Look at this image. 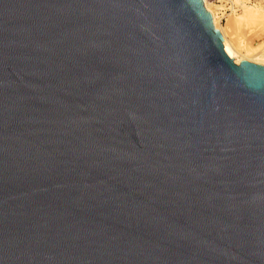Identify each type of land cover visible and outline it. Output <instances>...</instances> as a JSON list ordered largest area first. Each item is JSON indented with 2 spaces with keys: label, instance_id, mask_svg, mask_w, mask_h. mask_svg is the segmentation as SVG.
Segmentation results:
<instances>
[{
  "label": "water",
  "instance_id": "1",
  "mask_svg": "<svg viewBox=\"0 0 264 264\" xmlns=\"http://www.w3.org/2000/svg\"><path fill=\"white\" fill-rule=\"evenodd\" d=\"M0 264H264V66L202 0H0Z\"/></svg>",
  "mask_w": 264,
  "mask_h": 264
},
{
  "label": "bare ground",
  "instance_id": "2",
  "mask_svg": "<svg viewBox=\"0 0 264 264\" xmlns=\"http://www.w3.org/2000/svg\"><path fill=\"white\" fill-rule=\"evenodd\" d=\"M240 1V0H237ZM206 11L211 15L214 28L223 38V48L226 55L236 65L246 61L264 66V2L243 5L238 13L227 15L225 25H220V17L216 6L208 0H203Z\"/></svg>",
  "mask_w": 264,
  "mask_h": 264
},
{
  "label": "built area",
  "instance_id": "3",
  "mask_svg": "<svg viewBox=\"0 0 264 264\" xmlns=\"http://www.w3.org/2000/svg\"><path fill=\"white\" fill-rule=\"evenodd\" d=\"M203 1V0H202ZM216 7H218V13L221 15V19H224L231 13H238L241 11L243 5L259 4L263 0H208ZM204 4V3H203Z\"/></svg>",
  "mask_w": 264,
  "mask_h": 264
},
{
  "label": "rangeland",
  "instance_id": "4",
  "mask_svg": "<svg viewBox=\"0 0 264 264\" xmlns=\"http://www.w3.org/2000/svg\"><path fill=\"white\" fill-rule=\"evenodd\" d=\"M263 2H264V0L262 2L260 1V3H262L261 5H263ZM260 3L259 4H256V5H259L260 6ZM210 4L214 6V4H212V3H210ZM247 6L250 7V6H253V5H247ZM216 8H217V11H218V7H216ZM219 17L221 18V15H219ZM227 19H228L227 16L224 19H220V25H222V26L225 25Z\"/></svg>",
  "mask_w": 264,
  "mask_h": 264
}]
</instances>
